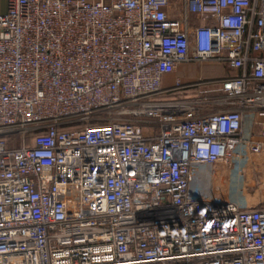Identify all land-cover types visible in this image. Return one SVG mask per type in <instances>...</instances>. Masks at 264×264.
I'll return each mask as SVG.
<instances>
[{
	"label": "built area",
	"instance_id": "2783aa9c",
	"mask_svg": "<svg viewBox=\"0 0 264 264\" xmlns=\"http://www.w3.org/2000/svg\"><path fill=\"white\" fill-rule=\"evenodd\" d=\"M249 112L264 138V0H7L0 264H264V207L191 189L263 152Z\"/></svg>",
	"mask_w": 264,
	"mask_h": 264
},
{
	"label": "crops",
	"instance_id": "0c3cea01",
	"mask_svg": "<svg viewBox=\"0 0 264 264\" xmlns=\"http://www.w3.org/2000/svg\"><path fill=\"white\" fill-rule=\"evenodd\" d=\"M93 2H97L100 0H90ZM107 1V0H103ZM7 10V0H0V13H5ZM206 20H209L206 18ZM192 21L195 23H202L203 20L194 17L192 18ZM198 68L196 70H223L225 75L220 78H225L229 76H234L236 72L230 71L227 66L225 65H217V64H211V65H198L196 64H188L184 65L181 70H193L195 68ZM244 134L245 138L248 140H252L255 142H260L261 144L264 145V138L261 135V125H260V118L257 116L256 113L254 112H249L247 114V119L246 122L244 123ZM251 157V162L248 161V159L245 161L244 165L246 166L247 170L248 168L251 170L252 174H250V179L246 178V182L249 183L250 181V186L252 187L250 190L248 188V191H252V196L255 195V192L252 190L254 188H258V191L261 192V189H264V150L262 153L257 154V155H252ZM216 169L213 171L214 173H208L205 168H202L201 171L198 169L195 182L192 185V192L194 193H202L203 195L206 194H214L218 195L217 188H218V183L220 181L227 182L228 177H229V172H228V166L224 164H218L217 166H214ZM212 181V182H211ZM240 184L243 183V179L239 180ZM245 183V182H244ZM246 184V183H245ZM249 185V184H248ZM249 187V186H248ZM259 198L258 197V202L259 203H264V195L260 193ZM224 200H230V196L223 197ZM264 207V206H261Z\"/></svg>",
	"mask_w": 264,
	"mask_h": 264
},
{
	"label": "rangeland",
	"instance_id": "374dc122",
	"mask_svg": "<svg viewBox=\"0 0 264 264\" xmlns=\"http://www.w3.org/2000/svg\"><path fill=\"white\" fill-rule=\"evenodd\" d=\"M193 23V22H192ZM196 66H198L196 64ZM197 67L193 70H182L179 76L182 78L183 82H186L188 80L196 81L200 77L201 79L209 80V79H216L223 77L225 75L223 70H196ZM174 85V77L167 76L165 80V86L172 87ZM252 155L247 156L249 162H251ZM247 159L242 160V162L233 161L231 164L226 165L228 166V172L229 177L228 181H220L218 183V195L214 194H206L205 196L210 199H216V200H223L226 201V198L224 200L223 197L230 196V200L238 202L240 205H242L243 208H253V207H261L264 206V203L258 202V197L262 193L264 195V189H261V192L258 191V188L252 189L255 192V195L252 196V191H248L252 188L250 186V181L247 183L245 180L246 178L250 179V174H252L251 170L246 168L244 165L245 161ZM202 168H205V170L210 174L214 173L215 167L213 166H201L199 167L200 171ZM250 177V178H249ZM243 179V183H239ZM212 182V181H211ZM246 184H245V183ZM249 184V185H248ZM249 186V187H248ZM264 188V187H263ZM261 198V197H259Z\"/></svg>",
	"mask_w": 264,
	"mask_h": 264
}]
</instances>
